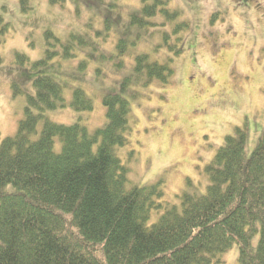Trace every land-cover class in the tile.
I'll return each mask as SVG.
<instances>
[{"label": "trees", "instance_id": "16d2710c", "mask_svg": "<svg viewBox=\"0 0 264 264\" xmlns=\"http://www.w3.org/2000/svg\"><path fill=\"white\" fill-rule=\"evenodd\" d=\"M167 3L142 0L131 26H154L148 20L160 13L168 17L161 26L172 23L179 12ZM188 27L183 22L173 32ZM173 42L164 62L148 54L135 57L118 91L104 96L107 123L96 130L81 118L72 125L49 119V112L67 106V86L45 73L48 51L31 64L42 69L27 95L25 117L16 134L0 143V264H220L233 246L237 264H264V134L248 155V129L235 128L204 168L205 191H182L180 204L163 201L162 181L132 182L119 156L130 128L125 93L134 85L171 82L183 36ZM117 47L122 55L125 40ZM16 59L20 65L31 62L19 52ZM69 105L84 112L94 107L80 88Z\"/></svg>", "mask_w": 264, "mask_h": 264}, {"label": "rangeland", "instance_id": "374dc122", "mask_svg": "<svg viewBox=\"0 0 264 264\" xmlns=\"http://www.w3.org/2000/svg\"><path fill=\"white\" fill-rule=\"evenodd\" d=\"M22 4L0 0V143L16 134L25 117L27 95L34 92L33 79L42 69L31 64L42 60L45 51L52 55L45 73L67 86V106L49 112V119L72 125L81 118L89 130H96L107 123L104 96L118 91L132 73L135 57L148 54L164 62L173 38L180 35L183 53L171 63V82L134 85L125 93L130 128L128 144L118 153L130 169V180L139 186L162 181L163 201L180 204L182 191H205L204 168L235 128L248 129V155L263 136L264 0H168V9L179 15L161 26L168 17L160 13L148 20L156 24L145 28L130 24L142 0ZM183 22L189 27L174 33V26ZM164 35L170 42L164 43ZM121 39L122 55L117 49ZM17 52L31 62L20 65ZM77 88L93 100L92 111L69 105ZM238 255V246H233L220 264H237Z\"/></svg>", "mask_w": 264, "mask_h": 264}]
</instances>
